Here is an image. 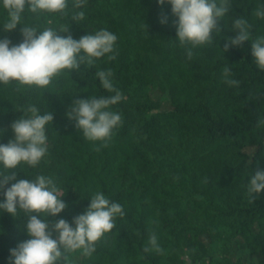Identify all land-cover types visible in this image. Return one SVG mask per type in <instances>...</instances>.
I'll use <instances>...</instances> for the list:
<instances>
[{
  "label": "trees",
  "instance_id": "1",
  "mask_svg": "<svg viewBox=\"0 0 264 264\" xmlns=\"http://www.w3.org/2000/svg\"><path fill=\"white\" fill-rule=\"evenodd\" d=\"M74 4L68 0L64 13H32L26 5L21 24L5 32L7 12L0 0V39L13 45L22 42L23 26L53 28L76 40L101 29L117 36L114 53L79 70H64L46 88L17 91L15 82L0 83V144L14 139L11 124L23 116L21 107L34 105L54 117L46 125L47 153L39 165L22 162L8 170L0 164V174L16 172L5 190L20 179L52 177L67 207L47 217L50 225L62 218L74 228L73 218L85 212L98 191L122 206L125 215L115 218V227L90 257L78 250L61 264H264V190L253 194L252 203L246 195L252 175L264 171V70L251 49L252 41L264 37V19L255 15L264 0H229L221 31L212 33L211 45L192 49L191 60L190 45H179L178 18L168 3ZM80 11L85 18L74 21ZM236 19L247 21L250 40L224 51L236 35ZM225 67L239 87L224 82ZM109 70L113 87L124 97L109 110L120 114L122 123L101 147L66 114L77 99L115 95L96 75ZM5 199L0 191V203ZM26 224L23 212L14 217L0 209V264H14L10 250L30 239ZM152 235L163 253L143 251Z\"/></svg>",
  "mask_w": 264,
  "mask_h": 264
},
{
  "label": "clouds",
  "instance_id": "2",
  "mask_svg": "<svg viewBox=\"0 0 264 264\" xmlns=\"http://www.w3.org/2000/svg\"><path fill=\"white\" fill-rule=\"evenodd\" d=\"M87 0H75L74 7L82 8ZM171 5L172 14L178 19L174 21L176 36L181 47H186L187 59L193 57L192 49L213 43L212 33L221 31L220 19L229 9V0H158V4ZM32 13L46 11L48 13H64L68 0H3V8L7 12V21L3 25L5 32H11L21 24L22 13L26 9ZM255 15L264 19V7L258 8ZM85 18L83 11L76 12L72 19L80 21ZM167 17L161 19L166 23ZM236 30L234 38H228L224 51L232 46H242L250 40L249 25L243 19H236L233 25ZM23 40L13 45L8 38L0 39V83L17 84V91L23 87L36 86L46 88L54 77L64 70H79L81 65H93L106 54L114 53L117 36L101 29L95 34H87L79 40L71 35L62 37L53 28L40 31L36 27L21 28ZM69 28H61L59 32L67 33ZM252 55L260 70H264V37L251 42ZM115 59V55H108ZM104 89L115 92V95L99 98L77 99L70 106L67 118L74 120L76 127L82 130L89 141H101V147H107L113 136V130L122 123L121 115L110 111V106L118 104L124 97L113 87L109 70L96 73ZM231 70L225 67L224 82L230 87H239V81L231 78ZM23 116L11 124L14 139L6 145L0 144V164L5 169L15 170L22 162L35 168L47 153L46 125L54 119L51 113L41 114L34 105L21 107ZM30 114V115H29ZM264 124V121H260ZM99 150V149H97ZM0 191L5 201L0 209L16 217L18 211L27 217L26 230L30 239L11 249L14 264H61L68 260V254L78 250L85 257H90L96 250V243L115 227L117 216L125 215L119 203L110 202L102 192H96L90 199V205L83 214L73 218V228L64 219L49 223L47 217H56L66 207L61 191L50 176L38 175L35 180L20 179L5 190L11 180H16V172L11 175L0 174ZM264 190V171H256L247 186L249 203ZM43 218V219H42ZM56 238H53V234ZM150 247L143 251L163 253L157 243V237L149 239Z\"/></svg>",
  "mask_w": 264,
  "mask_h": 264
},
{
  "label": "rangeland",
  "instance_id": "3",
  "mask_svg": "<svg viewBox=\"0 0 264 264\" xmlns=\"http://www.w3.org/2000/svg\"><path fill=\"white\" fill-rule=\"evenodd\" d=\"M166 105H167V103H165ZM204 240H205V242L207 243V244H209L210 242H211V238L209 237V236H204ZM219 247L217 246V249H218Z\"/></svg>",
  "mask_w": 264,
  "mask_h": 264
}]
</instances>
